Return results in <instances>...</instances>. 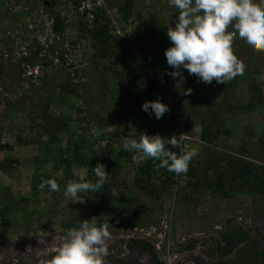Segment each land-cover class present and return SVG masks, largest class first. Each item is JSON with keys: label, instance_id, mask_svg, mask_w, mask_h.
<instances>
[{"label": "trees", "instance_id": "obj_1", "mask_svg": "<svg viewBox=\"0 0 264 264\" xmlns=\"http://www.w3.org/2000/svg\"><path fill=\"white\" fill-rule=\"evenodd\" d=\"M6 1L0 0V19L5 18L3 5ZM150 1L151 5L146 6L142 4L144 0H106L108 8L119 14L120 23L136 20L132 36L123 39L114 35L110 21L102 11H97L91 25L82 26L78 32L80 37L89 42L88 82L85 85L53 83L61 99L69 103L70 110L55 115L47 105L42 106L38 109L40 123L32 119L27 129L29 139L24 140V145L36 143L44 153L41 158L35 157L34 163L40 169L51 164V173L47 174L37 167L32 176V193L35 198L41 192H47L56 201L47 209L51 218L59 214L57 208L62 192H50L47 187L41 191L38 188L41 182L55 179L64 189L69 180L83 182L71 175L73 165L84 169L85 179L92 181H95L92 169L96 164L106 166L109 178L104 187L96 194H81L91 195L93 201L85 207L69 209L68 221L62 223L65 230L78 227L79 221L92 218L98 222L109 219L111 229L118 223L143 229L158 225L163 206L168 202L175 214L183 219L185 214L192 216L204 202L230 207L241 200L256 202L264 198V84L259 81L264 67L256 61L259 52L248 50L240 39L234 40V54L244 64V75L221 85L217 94L215 92L218 88L212 89L210 84L198 82V78L194 74L190 75L187 70H183V80L173 79L166 74L173 70L167 65L164 55L165 50L172 46L165 25L169 19L176 21V10L169 7L168 0ZM1 74L0 70V78ZM52 76L44 77L42 86H51ZM137 77L140 78L135 82L141 84L138 89L135 88L137 83L133 82ZM237 80L245 84L243 89L236 86ZM4 89L9 91L6 81ZM187 89L192 90L191 95H185ZM37 94L38 91L35 97ZM98 95L104 100L107 96L110 107L107 103H101L103 100L99 103ZM157 99L169 107L166 116L173 113L172 107L177 111L176 116L180 126L184 127L187 139L183 141L172 128L164 129L159 120L154 116L150 118L142 111L143 103ZM27 101L4 100V106L8 112L13 109L22 111L29 104ZM170 117L175 123L174 116ZM255 118H262L259 133L252 130ZM240 120L249 138H256V142H245L243 136L237 148H234L227 145L226 141L234 135L231 123ZM71 125L78 129L76 138L71 134ZM94 128L105 130V135L93 138L91 131ZM194 128L199 129L197 137L200 149L190 163L187 174L176 175L159 169V162L153 160L135 166L132 164V154L122 147V138L125 137L139 139L143 134H159L170 139L174 136L181 148L169 145V149L180 155L183 147L189 146L188 136H193L189 132H193ZM61 133L67 134L64 151L59 146L64 147L59 139ZM2 138L3 129L0 127V152L11 151L13 146L3 144ZM101 140H106V145L94 150ZM18 141L22 139L18 138ZM56 145L57 148L52 150ZM18 164L16 159L2 158L0 173L10 177L11 171ZM131 170L134 177L129 181L126 175ZM116 193L118 196L115 198ZM146 198L151 202L143 206V199ZM0 199L3 202L0 229L3 230V226L11 224L14 212L25 201H8L3 194ZM34 216L36 213L31 214V217ZM41 216L39 212L36 220L39 221ZM198 241L190 239L181 250L190 252ZM203 241L211 243L208 253L211 261L207 264H264V224L248 227L237 224L234 217H227L223 219V230ZM241 244L244 245L231 257ZM126 246L129 252L127 259H131L134 253L146 252L150 257L149 264H163L149 242L132 239ZM109 259H112V255ZM121 262L119 259L114 264L135 263Z\"/></svg>", "mask_w": 264, "mask_h": 264}, {"label": "rangeland", "instance_id": "obj_2", "mask_svg": "<svg viewBox=\"0 0 264 264\" xmlns=\"http://www.w3.org/2000/svg\"><path fill=\"white\" fill-rule=\"evenodd\" d=\"M142 4L149 6L151 5V1L144 0V3ZM133 21L136 22V20ZM165 26H167V28H174L175 22L169 19ZM236 39H240L238 35L234 40ZM256 61L261 63L264 67V52H259V54H257ZM61 77L62 76L59 74H53L52 78H50L52 85L41 86L38 90L37 96L33 99H29L27 101L29 104L22 111L13 109L8 112V110L5 109L4 102H1L2 105H0V127L3 129L2 143L13 146L11 151L6 150L0 152V159L5 157L16 159L19 163L16 168L11 171L10 177L0 173V195L3 194L6 196L8 201H25V203L19 206L16 209L17 211L14 212V218L12 219L11 224L9 223L8 226H3V230L0 229V264H48V260L45 255L47 254V251L55 249L58 244V238L66 231L62 228V223L68 221L67 214L69 209L79 206L85 207L93 201V198L84 195L82 196L84 197V202L77 203V201L74 200H66L62 195L57 208L59 214L51 218V216L47 213V209L49 205L52 203L55 204L56 202L52 194L41 192L35 198V195L32 193V176L34 175L37 167L40 169V166L35 164L33 159H35V157L41 158L44 153L36 143L25 146L24 140L26 141L29 139L27 136V129L29 125H31L32 119H36L37 122L40 121L38 111L40 107L47 105L52 111V114L55 115L65 112L67 113L70 110L71 107L69 103H65V100H62L58 94L57 89L54 88L53 83H66V81ZM1 78L3 79V86L4 81H6L9 85V91H11L17 81L15 71L8 68L5 70V76ZM259 81L264 84V69L259 76ZM210 85L212 89L218 88L215 92V94H217L221 85L216 84L215 81H213ZM236 86L243 89L245 84L242 81L237 80ZM52 87L54 88V91ZM140 87L141 84L138 82L135 88L138 89ZM99 96L100 95H98L97 98L99 103L103 100L101 103H107V106L109 105L108 107H110L109 101L107 100L108 97L105 96L104 100L101 98L102 96ZM171 109L173 113L163 116L159 120V123L164 129H168L169 127L172 128L174 132L184 141V139H187V135H184V127L180 126V120L176 116L177 111L173 107ZM109 111L110 110H108V112ZM6 115L7 118H5ZM171 115H173L176 119L175 123H173L170 117ZM255 119L256 120H253L252 122V130L259 133L262 129V124L260 123L262 118ZM230 128L233 129L234 135L231 139L226 141L227 145L237 148L239 141L243 136H245L243 137L245 138V142H256V138H249V135H247V132L245 131L244 123H242L241 120L233 121ZM70 129L71 134H73L74 138H76L78 135V129L74 128L72 125ZM198 130V128H194L193 132H189V134L193 133V136L189 135L188 137L190 138L188 139L190 141L189 146L196 147L199 150L200 143L198 142L197 137ZM91 135L93 138L98 139L99 137H102V135H105V130H96V128H94L91 131ZM86 136L87 139H89L88 134ZM18 138L22 139V141L19 142ZM46 138L47 137L43 138L44 142L46 141ZM66 138V133H61L59 135V139L61 140L63 146L65 145ZM223 143L224 142H222V144ZM57 145L56 147L53 146L52 150L57 148ZM59 146L62 151L66 149L65 146ZM99 146L100 145L97 143L94 150L100 149ZM106 165H108V163ZM72 168L73 170L71 171V175L74 176L75 179L81 180L82 176L85 178L84 169L78 168L75 165H73ZM40 171L46 172L47 174L51 173V164L42 166ZM126 177L129 181H132L134 172L132 170L127 171ZM114 195L113 196L115 198L118 196L117 193ZM150 202V199H143V206L149 205ZM111 203L113 202H110V204ZM168 203L164 204L163 213L161 215L165 214L167 216V220L172 217V224L170 225V228L173 235L172 240L175 245L174 247L177 246V242L180 241L181 238H187L197 232L198 233L196 235L198 236H207V234L214 236L217 235L223 230V219L230 216L235 217L237 224L248 227H260L264 224V198L256 202L247 199L245 202L241 200L238 203L235 202L234 204H231L230 207H227L224 204L204 202L198 209L196 208V212H192V216L188 213L182 216L183 219H181L178 214H175V210H173V207H170L171 204ZM1 209H3V202L0 199V211ZM39 212L42 213V216L39 217V221H37L36 218ZM107 212L109 213L110 210H107ZM33 213L34 215L36 213V217H31V214ZM5 219L7 220L8 218L5 217ZM0 222H2L1 216ZM158 227L159 223L156 226L143 229H146L144 231L146 232L151 228ZM133 229L134 228L129 225L121 226L119 223L111 229L112 239L108 242V264H114L119 259L123 261L121 263H125V261H134V264H146V261L144 260L145 256L140 252H137L136 255L134 254L131 259L121 256V251L123 252V247L125 246V242L123 243V240L125 241L127 235L130 236ZM182 245L183 244L178 245L177 248L181 249L183 247ZM111 255L113 260L109 259V256ZM127 257H129V255H127Z\"/></svg>", "mask_w": 264, "mask_h": 264}, {"label": "clouds", "instance_id": "obj_3", "mask_svg": "<svg viewBox=\"0 0 264 264\" xmlns=\"http://www.w3.org/2000/svg\"><path fill=\"white\" fill-rule=\"evenodd\" d=\"M168 5L177 14L175 27H168L167 30L172 46L164 53L167 65L173 70L166 74L173 79L183 80V70L194 74L198 82L205 84L215 81L218 85H225L242 77L244 64L233 49L237 35L249 50L264 52V0H168ZM191 92V89H187L185 95H191ZM141 107L150 118L154 116L156 120L170 111L159 99L145 102ZM169 145L181 148L174 136L168 139L159 134H143L139 139L122 138L123 150L132 154L133 165L140 166L145 161L153 160L159 162V169L176 175L187 174L190 163L198 155V149L186 145L182 154L178 155L169 149ZM92 172L95 181L82 176L83 182L69 180L62 189L55 179H49L41 182L38 188L43 191L47 187L50 192H62L66 200L83 203L82 193H99L109 178L103 164L97 163ZM111 227L109 219L103 222H98L96 218L79 221L78 227L67 229L58 238L48 264H108ZM128 241L125 242L126 248ZM140 253L149 257L146 252ZM187 259L185 257L182 262L178 260L174 264H184ZM210 261L209 258L200 264Z\"/></svg>", "mask_w": 264, "mask_h": 264}, {"label": "built area", "instance_id": "obj_4", "mask_svg": "<svg viewBox=\"0 0 264 264\" xmlns=\"http://www.w3.org/2000/svg\"><path fill=\"white\" fill-rule=\"evenodd\" d=\"M3 7L6 13L0 20L1 77L10 68L15 71L17 81L11 91H6L0 78V105L4 100L22 102L35 97L43 78L51 74L61 75L66 82L85 85L90 75L89 42L78 32L82 26L91 25L97 11L105 14L114 28L113 34L120 38L131 37L136 25L135 21L120 23L119 14L108 8L106 0H7ZM106 143L103 140L99 145L104 147ZM159 219L158 228L146 232L134 228L126 238L149 242L163 264H174L180 260L177 255L184 253L177 246H184L198 235L181 238L174 247L172 217L167 220L163 214ZM199 241L186 257L207 262L211 243ZM121 253L122 257L129 254L125 246ZM148 258L144 257L146 264Z\"/></svg>", "mask_w": 264, "mask_h": 264}, {"label": "water", "instance_id": "obj_5", "mask_svg": "<svg viewBox=\"0 0 264 264\" xmlns=\"http://www.w3.org/2000/svg\"><path fill=\"white\" fill-rule=\"evenodd\" d=\"M142 80L145 81V82L147 83V80H146L145 78L142 77ZM202 238H208V236H204V235H202V236H197V239H202ZM243 245H244V244L239 245L238 248H236V249L233 251L231 257H232L233 255H235V253L237 252V250L240 249ZM188 255H189L188 252L180 253L179 255H177V258H180L179 261H182V260H183L186 256H188Z\"/></svg>", "mask_w": 264, "mask_h": 264}, {"label": "flooded vegetation", "instance_id": "obj_6", "mask_svg": "<svg viewBox=\"0 0 264 264\" xmlns=\"http://www.w3.org/2000/svg\"><path fill=\"white\" fill-rule=\"evenodd\" d=\"M139 78L140 77H137L136 79H134L133 80V82H135V81H137V80H139ZM140 84V83H139ZM234 217V216H233ZM228 218H232V216H230V217H228ZM235 218V217H234ZM235 222H237V220L235 219ZM202 240H204V239H202ZM202 240H200L199 242H202ZM190 262H194L195 264H200V263H202V261L201 260H198V259H196V260H190V259H187L186 260V263H190Z\"/></svg>", "mask_w": 264, "mask_h": 264}, {"label": "crops", "instance_id": "obj_7", "mask_svg": "<svg viewBox=\"0 0 264 264\" xmlns=\"http://www.w3.org/2000/svg\"><path fill=\"white\" fill-rule=\"evenodd\" d=\"M198 233V232H197ZM196 233V234H197ZM196 234H193V235H196ZM207 236L209 237V236H214V235H208L207 234ZM122 239V238H121ZM207 239V238H206ZM124 242H127V238L125 239V241ZM123 242V243H124ZM52 253H54V249H52L51 251H47V254L45 255L46 256V259H47V257L50 255V254H52ZM150 259V258H149Z\"/></svg>", "mask_w": 264, "mask_h": 264}]
</instances>
